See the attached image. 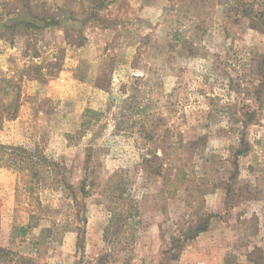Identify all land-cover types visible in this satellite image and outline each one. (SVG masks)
<instances>
[{"label": "rangeland", "instance_id": "1", "mask_svg": "<svg viewBox=\"0 0 264 264\" xmlns=\"http://www.w3.org/2000/svg\"><path fill=\"white\" fill-rule=\"evenodd\" d=\"M0 248L264 264V0H0Z\"/></svg>", "mask_w": 264, "mask_h": 264}, {"label": "trees", "instance_id": "2", "mask_svg": "<svg viewBox=\"0 0 264 264\" xmlns=\"http://www.w3.org/2000/svg\"><path fill=\"white\" fill-rule=\"evenodd\" d=\"M88 111H90V112H91V109H88ZM0 251H2V248H0Z\"/></svg>", "mask_w": 264, "mask_h": 264}]
</instances>
